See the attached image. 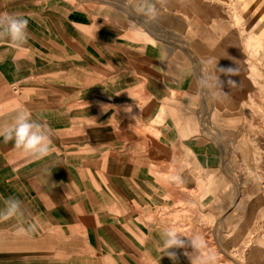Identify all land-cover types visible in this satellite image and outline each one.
Returning <instances> with one entry per match:
<instances>
[{"label": "crops", "instance_id": "1", "mask_svg": "<svg viewBox=\"0 0 264 264\" xmlns=\"http://www.w3.org/2000/svg\"><path fill=\"white\" fill-rule=\"evenodd\" d=\"M189 2L179 3L189 18L220 16ZM139 3L0 0V16L28 21L20 48L0 40V128L27 109L54 149L37 160L0 137V209L18 199L19 223L35 225L21 236L16 218L0 221V264H191L190 246L172 249L175 261L159 250L165 228L187 243L199 216L208 221L215 209L244 215L260 201L198 192L199 170L228 167L226 153L243 154L244 165L247 154L254 161L251 154L264 153V134L239 128L234 146L225 134L221 145L199 142L208 134L191 112L199 101L195 67L167 41L165 18L146 22ZM234 18L241 23L237 8ZM240 63L257 84V64L247 56Z\"/></svg>", "mask_w": 264, "mask_h": 264}, {"label": "rangeland", "instance_id": "2", "mask_svg": "<svg viewBox=\"0 0 264 264\" xmlns=\"http://www.w3.org/2000/svg\"><path fill=\"white\" fill-rule=\"evenodd\" d=\"M179 3V0L172 1L170 7L158 11V16L165 18L167 41L189 55L197 72L193 94L199 101L197 109L191 112L197 114L199 128L208 134V138H200L199 142L214 141L221 145L222 134H225L230 136V144L234 146L238 143L239 128L242 131L262 130L264 134V120H261L264 118V0H191L187 7L197 3L203 12H219L220 16H207L202 21L183 15ZM235 8L241 17L240 24L234 18ZM216 25L219 26L217 31L213 29ZM247 41L251 43L249 50ZM246 56L259 67L261 77L257 84L246 79L241 68L240 58ZM198 66L201 67L199 71ZM221 68L235 71L227 75L220 73ZM205 73L224 82L222 89L217 83L215 91L220 94L215 100L199 86ZM228 79L235 81V86L229 87ZM251 156L255 157L254 161L249 163L247 154L244 165L243 154L226 153L228 167L198 172L199 193L221 196L229 191L247 198H260L244 215L215 209L208 221L199 216L195 223L197 235L211 244L207 250L215 253L216 264H264V153ZM169 179L175 180V177ZM251 202L247 201V204ZM189 213L185 212L188 218Z\"/></svg>", "mask_w": 264, "mask_h": 264}, {"label": "clouds", "instance_id": "3", "mask_svg": "<svg viewBox=\"0 0 264 264\" xmlns=\"http://www.w3.org/2000/svg\"><path fill=\"white\" fill-rule=\"evenodd\" d=\"M166 0H140L136 6L135 11L137 14L144 15L146 22L155 21L158 18L157 4L163 5ZM182 3L183 0H180ZM134 27V25H132ZM28 21L23 17L4 14L0 16V40L7 39L10 46L13 48H20L28 39ZM220 73L230 75L234 73V69H219ZM217 83L222 89L224 82L215 75L203 74L199 80V86L202 90L212 97L213 100L217 99L219 92L215 91ZM227 84L229 87L235 86V81L228 79ZM0 137L4 142H14V147L20 150L26 157L33 159H42L50 155L54 149L49 136L46 134L44 127L38 121L31 117V113L27 109L18 111L12 123L9 126L0 128ZM178 179V177H177ZM4 207L0 209V221H7L16 218L18 227L16 228L17 235H28L30 232L35 231V225L25 228L20 222L21 215V201L9 197L3 201ZM183 234L177 232L173 227L165 228L161 232L162 246L160 251L164 252L170 259L175 261L177 259L176 253L172 251L175 248L191 247L192 252H186L185 255L191 260V264H216L217 257L214 252L206 249V244L203 238L199 235L188 237L186 243L183 239Z\"/></svg>", "mask_w": 264, "mask_h": 264}]
</instances>
